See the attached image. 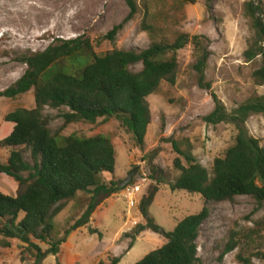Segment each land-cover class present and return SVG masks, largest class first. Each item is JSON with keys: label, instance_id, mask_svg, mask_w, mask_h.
<instances>
[{"label": "trees", "instance_id": "obj_1", "mask_svg": "<svg viewBox=\"0 0 264 264\" xmlns=\"http://www.w3.org/2000/svg\"><path fill=\"white\" fill-rule=\"evenodd\" d=\"M127 2L130 13L125 21L138 12L134 0ZM195 2L178 0V12ZM244 6L252 31L244 57L247 61L262 58L253 78L256 84L263 85L264 5L261 0H249ZM146 8L141 28L150 39L147 48L97 50L103 41L116 40L123 23L95 39L90 36L56 38L43 51L20 55L17 60L27 66L26 71L0 92L1 97L13 100L29 92L34 94V107L15 106L4 117L15 123V127L0 140V149L7 154L5 160L0 155V172L15 180L18 189L16 195L0 191V245L10 247V239H17L27 251H35V264H41L50 254L58 256L70 234L79 228L89 225V232L102 238V233L90 226L91 217L108 198L122 190L121 181L111 179L106 183L103 179L104 173L113 175L116 169L112 139L104 134L64 135V129L75 123L96 124L99 119L115 118L143 148L152 122L148 98L158 93L163 83L176 84L180 71L179 51L188 44L193 48L192 66L198 85L211 91L215 103L214 109L203 117L204 121L214 125L232 124L237 135L225 154L215 159L210 171L196 159L189 141L186 140L185 147L172 141L179 154L174 167L180 175L169 184L170 188L199 194L204 199L202 209L186 215L172 231L157 224L150 212L163 182L160 170L152 165V179L156 183H152L145 194L140 192L139 197V210L146 223H138L126 236L132 237L129 248L146 230L159 233L166 242L135 264H203L197 241L211 214L209 204L234 202L245 195L252 197L258 207L264 204V146L249 135L246 128L252 115L264 114V95H254L228 110L206 80L210 38L181 30L180 21L184 17L164 11L154 14ZM47 109L62 111L63 124L59 130H52L53 117L46 113ZM80 193L88 195L82 216L60 232L55 219ZM263 228L264 222L257 221L256 230ZM237 235V232L231 235L222 256L242 242L248 244ZM42 243L47 244L48 249L43 250ZM256 254L262 255L261 252ZM239 258L246 264L251 263V257ZM120 260L121 257L108 254L97 264H119Z\"/></svg>", "mask_w": 264, "mask_h": 264}, {"label": "rangeland", "instance_id": "obj_2", "mask_svg": "<svg viewBox=\"0 0 264 264\" xmlns=\"http://www.w3.org/2000/svg\"><path fill=\"white\" fill-rule=\"evenodd\" d=\"M134 1L138 12L125 21L130 13L127 0H0V92L14 84L26 71L27 66L17 60L20 55L43 51L56 38L90 36L95 39L123 23L116 40L103 41L97 50L147 48L150 39L141 28V22L148 7L154 14L164 11L184 17L180 21L181 30L210 38L211 56L206 80L228 110L254 95H264V84H256L253 78L262 58L247 61L244 57L252 38L244 6L249 0H196L194 4L184 6V15L182 11L178 12V0ZM261 1L264 5V0ZM194 61L192 45L188 44L179 51L180 71L176 84L163 83L158 93L149 96L152 122L143 148L115 118L99 119L96 124H71L62 132L64 135L77 133L88 137L104 134L112 139L116 169L113 175L103 174L106 183L111 179L122 181L132 169L139 167L131 184H139L141 193L145 194L149 186L156 183L152 179V165L158 168L163 182L150 212L155 222L166 231H172L178 221L199 212L204 206V199L199 194L170 188L169 184L180 175L174 167L179 154L172 141L182 144V147L189 141L196 159L210 171L215 159L225 154L237 135L232 124L214 125L204 121L203 117L214 109L215 103L211 91L199 87L192 66ZM34 105L33 92L17 100L0 96V122L6 108H32ZM46 113L53 117L52 130H59L63 124L62 111L47 109ZM246 128L249 135L259 139L264 146V114L252 115ZM6 156L4 153L3 160ZM183 163L186 164L184 160ZM123 190L108 198L91 217L90 226L98 229L102 238L97 233L91 234L89 225L79 228L71 233L72 236L70 234L58 256L50 254L41 264H57L58 261L61 264H97L108 254L121 257L119 264H135L162 246L166 239L159 233L146 230L129 248L132 237L126 233H131L138 223L145 224L146 220L139 210L140 203L131 207ZM87 197L80 193L57 216L55 225L60 232L82 216ZM209 206L210 217L202 226L197 241L202 263L246 264L239 258L242 256L243 259L251 257L250 264H264V228L256 230V222H264V204L258 207L252 197L245 195L237 197L234 202L211 203ZM236 232L248 244L242 242L222 256L231 235ZM10 242V247L0 245V264H35V251L30 253L17 239H10ZM41 247L46 250L49 246L42 243ZM256 252L262 255L256 256Z\"/></svg>", "mask_w": 264, "mask_h": 264}, {"label": "crops", "instance_id": "obj_3", "mask_svg": "<svg viewBox=\"0 0 264 264\" xmlns=\"http://www.w3.org/2000/svg\"><path fill=\"white\" fill-rule=\"evenodd\" d=\"M9 111V108L5 109V111L2 114V121L0 122V140L7 137L14 129L15 123L11 121H6L4 119L6 113ZM4 151L0 149V155L3 157ZM18 189V184L15 180L11 179L7 175L0 172V191H2L5 194L8 195H16ZM101 206H99L100 208ZM72 236V234H71ZM70 236V237H71ZM69 240V238H68ZM67 240V242H68ZM66 242V243H67ZM73 259H75V256H72Z\"/></svg>", "mask_w": 264, "mask_h": 264}, {"label": "built area", "instance_id": "obj_4", "mask_svg": "<svg viewBox=\"0 0 264 264\" xmlns=\"http://www.w3.org/2000/svg\"><path fill=\"white\" fill-rule=\"evenodd\" d=\"M141 186L139 184H129L127 185L123 192L125 193V197L131 207L138 206L140 203V198L138 197L141 192Z\"/></svg>", "mask_w": 264, "mask_h": 264}, {"label": "water", "instance_id": "obj_5", "mask_svg": "<svg viewBox=\"0 0 264 264\" xmlns=\"http://www.w3.org/2000/svg\"><path fill=\"white\" fill-rule=\"evenodd\" d=\"M138 170H139V167H135L129 172L128 176L120 182V187L122 189L125 188L128 184H130L133 181V178L137 174Z\"/></svg>", "mask_w": 264, "mask_h": 264}, {"label": "clouds", "instance_id": "obj_6", "mask_svg": "<svg viewBox=\"0 0 264 264\" xmlns=\"http://www.w3.org/2000/svg\"><path fill=\"white\" fill-rule=\"evenodd\" d=\"M129 185V184H128ZM124 189V188H123Z\"/></svg>", "mask_w": 264, "mask_h": 264}]
</instances>
